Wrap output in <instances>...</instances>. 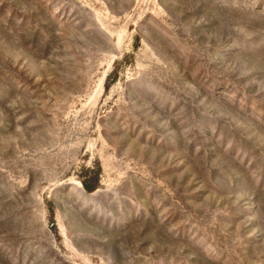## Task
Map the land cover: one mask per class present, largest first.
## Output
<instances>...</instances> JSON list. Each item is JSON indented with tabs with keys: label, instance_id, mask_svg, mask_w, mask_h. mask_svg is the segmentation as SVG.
Here are the masks:
<instances>
[{
	"label": "rangeland",
	"instance_id": "obj_1",
	"mask_svg": "<svg viewBox=\"0 0 264 264\" xmlns=\"http://www.w3.org/2000/svg\"><path fill=\"white\" fill-rule=\"evenodd\" d=\"M0 264H264V0H0Z\"/></svg>",
	"mask_w": 264,
	"mask_h": 264
},
{
	"label": "trees",
	"instance_id": "obj_2",
	"mask_svg": "<svg viewBox=\"0 0 264 264\" xmlns=\"http://www.w3.org/2000/svg\"><path fill=\"white\" fill-rule=\"evenodd\" d=\"M82 184H83L84 188H85L88 192H92V191H94V188L91 187L87 182L84 181Z\"/></svg>",
	"mask_w": 264,
	"mask_h": 264
}]
</instances>
